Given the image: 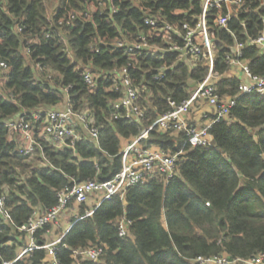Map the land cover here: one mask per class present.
I'll return each instance as SVG.
<instances>
[{
    "label": "trees",
    "instance_id": "1",
    "mask_svg": "<svg viewBox=\"0 0 264 264\" xmlns=\"http://www.w3.org/2000/svg\"><path fill=\"white\" fill-rule=\"evenodd\" d=\"M263 2L249 0V13L232 20L228 31L216 28V11L210 13L216 71H228L225 59L236 42L264 31V8L257 9ZM202 6V0H0V64L8 67L0 70V193L7 190L12 221L0 215L4 261L15 260L28 246L22 229L34 212L58 206L59 193L74 183L113 180L122 170L125 145L170 111L169 99L179 104L188 100L206 78L209 68L204 62L169 51L170 43L182 45L177 34L166 40L145 24V14H150L182 33L184 23L196 25ZM149 34L157 48L151 55L137 53L132 59L115 47L117 41ZM94 46L99 52L92 51ZM244 58L254 76L264 77V57L257 48H246ZM129 63L143 117L124 119L119 115L125 112L113 106L123 94L112 87L114 76ZM81 68H91L97 76L94 89L85 83ZM163 68L165 77L157 80ZM47 71L56 77L48 79ZM239 84L238 78H223L218 93L236 96ZM68 103L75 112L93 113L98 142L81 133L82 140L74 146L58 148L40 137L38 121L37 154L41 157L42 150L49 164L19 155L5 122L25 111L63 110ZM208 135L207 146L193 147L184 133L153 128L142 145L167 154L184 153L173 178L167 183L163 178L147 180L130 188L123 199L114 197L98 208L75 206L71 229L64 236L60 226L55 229L63 236L57 249L60 264H195L199 257L243 264L264 254V98H243ZM122 219L130 223L126 237L119 235ZM53 229L49 224L38 230L36 244L45 246ZM98 246L104 249L99 262L76 260L74 252ZM17 264L50 262L42 249Z\"/></svg>",
    "mask_w": 264,
    "mask_h": 264
},
{
    "label": "built area",
    "instance_id": "2",
    "mask_svg": "<svg viewBox=\"0 0 264 264\" xmlns=\"http://www.w3.org/2000/svg\"><path fill=\"white\" fill-rule=\"evenodd\" d=\"M191 1V0H188ZM202 13L197 19L196 25L193 27L188 23L182 26V33L178 32L175 27L168 23L161 24L160 19L150 14H145V24L155 32L156 36H161L166 40H172L173 35L177 34L182 45L178 43H170L169 51L180 54L181 57H189L193 62H204L209 68L206 78L197 85L191 97L182 102L177 103L168 100L170 111L153 124L152 127L143 131V133L127 143L121 152L122 170L111 181L99 183L95 180L84 183H74L72 187H67L59 193V204L55 208L45 212H34L29 219L26 227L22 229L27 233L28 246L22 250L15 260L4 261L0 254V264H17L23 260L29 253L34 250H46L50 264H60L57 257L58 245L61 238L47 243L45 246H38L35 242V234L38 230L46 225L52 224L54 230L60 226L62 215L68 210V206L72 203L75 205L87 204L89 200L97 198L98 202L95 208H98L102 202L111 200L120 196L124 198L126 192L130 188H134L154 178H163L167 183L173 178L177 171L180 156L184 153L167 154L160 149L148 148L141 144L143 140H147L149 132L153 128H160L162 131H173L176 134L184 133L187 137V144L193 147L207 146L208 132L210 128L221 121H226L231 110L236 107L237 103L252 94H258L264 98V77L254 76L249 69V62L244 58V50L249 46L257 48L259 54L264 57V31L257 38L246 39L245 42L236 44L230 48L225 62L228 71L224 74L215 70L216 63V42L213 39L209 27V15L216 11L213 16V24L221 31H228L232 20L239 19L242 13H249V0H202ZM259 8H264V2L259 4ZM114 12V11H113ZM74 16L71 17V21ZM241 26L245 27L243 22ZM19 32L22 29H18ZM152 35H139L134 41H117L115 47L124 50L132 59H135L137 53L153 54L157 48L150 44ZM93 52H99L98 46L92 47ZM29 54V50H27ZM71 57V56H70ZM73 63L76 61L71 57ZM7 65L0 64V70H7ZM80 68V67H79ZM133 68L132 63L119 71V75L114 76L112 90L122 92L123 98L116 102L113 106L118 111H124V115L120 113V118L131 119L132 117H143V113L136 101L139 98V90L134 86L133 80L129 75V69ZM39 72H43V68L37 66ZM164 70L158 74L157 80L164 79ZM85 83L92 89L96 84L97 76L91 68L82 69ZM48 79L53 80L56 75L47 71ZM238 78L240 84L236 96H221L217 90L218 82L223 78ZM120 86V87H119ZM67 93V89H65ZM117 117V118H119ZM41 121L42 130L39 132L40 137H45L49 142L55 143L58 148L64 146H74L76 142L81 141L84 133L87 139L92 142H98L99 129L95 125L94 115L90 110H82L80 112L73 111L69 103L65 105L63 110L34 111L23 112L14 119L5 122L8 128L10 141L16 142L19 147V155L32 161L36 158L42 159L43 162L49 164L42 150L41 157L37 154L40 145L36 138L34 123ZM84 135V136H85ZM68 141L70 143L68 144ZM7 190L4 189L0 193V215L12 224L9 211L6 207ZM87 212V217L92 215ZM127 223L122 219L119 223L120 237L128 235ZM71 229V228H70ZM69 229V230H70ZM68 230V231H69ZM53 230L48 232L47 237ZM104 254L101 246L95 248H87L74 252L76 260H88L99 262ZM243 264H264V254H260L250 259L242 261ZM195 264H235L225 258H203L199 257Z\"/></svg>",
    "mask_w": 264,
    "mask_h": 264
},
{
    "label": "rangeland",
    "instance_id": "3",
    "mask_svg": "<svg viewBox=\"0 0 264 264\" xmlns=\"http://www.w3.org/2000/svg\"><path fill=\"white\" fill-rule=\"evenodd\" d=\"M97 202H98V199L97 198H93V199L89 200V202L86 205L89 206V208H93L94 204L97 203ZM72 206H74V207H72ZM75 206H77V205H71L70 207H72V208H68V210L64 213L63 217H61V219H60V228H64L65 229L67 224L70 223V220L75 217V214L77 212V210H76L77 207H75ZM56 235L57 234L55 233L54 237ZM52 238L50 240H52ZM48 242H52V241H48Z\"/></svg>",
    "mask_w": 264,
    "mask_h": 264
},
{
    "label": "crops",
    "instance_id": "4",
    "mask_svg": "<svg viewBox=\"0 0 264 264\" xmlns=\"http://www.w3.org/2000/svg\"><path fill=\"white\" fill-rule=\"evenodd\" d=\"M94 205H96V203L94 204ZM94 207V206H93ZM64 215V214H63ZM63 215H62V217H63ZM71 228V225H70V223L69 224H67V226H66V228L64 229V228H62V231H63V236L68 232V230ZM56 233V230H54L53 229V231L51 232V234L47 237L48 238V241H55V240H57V239H59V238H62L63 236H61V237H59V236H55L54 237V234ZM53 237V238H52ZM52 238V240H50ZM48 243H51V242H48Z\"/></svg>",
    "mask_w": 264,
    "mask_h": 264
}]
</instances>
